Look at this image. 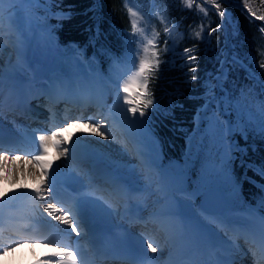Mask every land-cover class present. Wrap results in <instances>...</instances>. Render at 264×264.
<instances>
[{"label":"bare ground","instance_id":"bare-ground-1","mask_svg":"<svg viewBox=\"0 0 264 264\" xmlns=\"http://www.w3.org/2000/svg\"><path fill=\"white\" fill-rule=\"evenodd\" d=\"M14 5L8 3L7 0L0 4V17H2L0 19V30L6 31L0 32V51L2 50L0 68L4 67L0 72V126H7L4 132L8 136L29 137L32 139L36 134L33 133L35 131H30L29 127L32 126L33 129L38 131V134H47L54 130V126L62 124V122L58 119L59 124L57 125L38 123L37 120H35V123L32 121L20 123L19 120H16L17 117L12 116L13 111H9L8 115H5V109L18 108L29 95L42 94L48 90L53 91L56 95L64 91L79 93L83 88L90 89L93 93L97 82L92 75H76V69L79 70V67L74 69L72 64H65L56 71L46 68L38 73H28L27 63L31 62L30 68L36 71L40 61L33 58L34 49L32 43L29 42V32L26 30L28 22L25 19H23V23L16 21L21 10L20 8L11 10ZM5 34H10L11 45L14 47L11 52L5 50L6 45L3 44ZM33 44H35L34 41ZM103 84L102 82L101 89L107 88L109 90L104 92L102 98L106 100L107 108L110 107V98L113 107L106 111L103 115L105 118L102 120L114 119L125 123L124 127L129 134L128 139L130 142L124 146L119 138L112 135L108 127V125L112 126L110 123L100 124L102 125L101 130L106 133V138L91 134L90 124H99L97 121L87 122L77 119L75 122L68 123V130L64 133V136L79 133V138L73 136L72 144H65L60 149L52 148L54 150L53 156L46 157V159L51 160L62 152L63 147L69 148L68 155L66 157L62 156L60 160L55 161L53 164V166H56L55 183L58 180L77 181L81 188H84L82 193L86 194L82 199L86 201L87 207L93 210V215L89 217H95L94 219H97L99 224L103 225L102 227H100L101 225L95 226L94 229L101 230V234H106V229L110 230L112 236L115 235V243L123 242L125 231L126 233L130 230L135 232L139 229L136 232L138 233L137 237L141 249L146 253V257L139 259L140 264H147V262H151V264H232L236 256L234 248L239 246L235 235H225L227 232L223 230L224 226H221L223 223L214 217L209 218L208 221H203L198 217H189L181 212L180 204L174 201V194H176L175 189H178L177 192H184L186 183L184 175H177L174 171L169 170L165 173L168 185L163 186L161 183H154L159 177V173L156 172L158 166L155 164V156L158 152L156 149L153 150V144L155 145V143L149 137L152 134L147 128L149 124L139 125L140 121L138 123H128V120H126L129 119L128 115L122 111L124 103L120 94L118 99V90L116 88L110 89ZM91 97L92 95H90ZM67 107L63 108L64 113L71 112ZM29 110L31 111V109ZM81 129L83 130L82 133L80 132ZM87 129L90 130V134L94 138H92V142L80 138L81 136L85 138L88 136L84 132ZM98 138L109 142L111 145L104 146V144L95 142L94 140ZM29 145H31L29 148L31 152L36 151L38 148V143L37 145L36 143H29ZM73 147L75 151L72 150ZM29 149L25 146L21 147L23 152ZM148 154H152V157L149 158ZM13 156L18 158L12 159ZM8 157L5 160L3 154H0V165H2L0 177H6V179L0 180V197H3V199H0V245L3 244L0 249H8L0 254V264H34V261L50 252L52 248L57 247L61 239L55 235H43L34 238L40 241L26 242L21 234L4 235L5 237H3L2 232L5 228L29 217L31 219L40 218L44 226L60 229L61 232L75 233L71 232L68 226L48 217L47 213L43 212L44 201L38 200L33 193L28 191L37 182L30 174L38 167L32 161L31 156L8 155ZM75 157H77L78 162L82 159L84 161H90L91 159L95 169H91L93 166L87 169V165L82 162L79 165H73L71 160ZM87 157L90 159H87ZM144 158L148 159L149 162H144ZM9 163H11V166L8 165ZM59 166L66 170L65 175L58 171ZM134 171L136 176H134ZM103 173L105 175L107 173L116 175L114 188L107 189L111 193L110 196H112L110 199L103 196H100V199L96 196V190L90 189L91 181L98 180L99 175ZM133 178H137L138 183L132 180ZM51 180L52 177L49 176V187H51ZM8 181L10 184L6 183ZM153 183L155 188H153ZM23 185H27L28 189L23 188ZM46 185L43 194L48 197L49 190ZM17 189H19L18 192L13 191ZM5 192L9 193L8 197H4ZM156 194L158 196H155ZM169 199L173 202L170 205L163 206L162 203L167 204ZM47 202H50V200H47ZM119 202L122 204L121 208H119ZM125 217L126 219L121 221ZM129 217H131L130 226H128ZM139 219H144L148 226H152L151 223H158V225L156 228L152 227L151 229H147L141 223L133 225L132 222ZM210 223L213 225H210ZM245 228L255 233L257 241L264 245V241L261 240L264 221L259 215H252L249 221L242 224L241 227L239 224L235 225V229L239 233L246 234ZM83 230L82 228L81 233ZM112 236L109 235L110 238ZM82 238V235L77 237L75 234L70 244L63 246L71 247L80 259L88 254L85 246L81 244ZM149 240L153 241V246L158 247L160 251L151 253L147 250L146 242ZM136 241V239L128 236V243L135 245ZM214 248H216V253L212 252ZM141 255L144 254L140 253ZM115 264H117V261Z\"/></svg>","mask_w":264,"mask_h":264},{"label":"rangeland","instance_id":"rangeland-1","mask_svg":"<svg viewBox=\"0 0 264 264\" xmlns=\"http://www.w3.org/2000/svg\"><path fill=\"white\" fill-rule=\"evenodd\" d=\"M150 1V0H149ZM224 1L229 0H217L218 3L221 4L222 8L225 9L228 13L231 14L232 17V23L228 24L227 21H223L225 24L224 27L219 29L218 31L221 32L220 34L217 32L213 33L210 40L206 38V33L210 31L211 28L216 27L217 24H221L222 20L217 15V12L214 9V6L207 3V0H194L193 6L189 9L188 14H190L193 18L192 24L188 28V33L184 35L185 32L181 27V22L178 23H172L174 17L172 15V12L170 11V3L168 0H154L155 6L152 7L149 5L148 0H136V5H133V3L129 2L127 4V7H134L136 9H139L138 11L141 12V15L144 17L142 21H140V27L145 29V34L148 36V38H151L152 35V29L154 28L156 32L159 33V36L156 39V45L160 49L164 48V41H168L169 47H172L173 41H175V52L177 53L176 56H173L171 52L169 53H163L161 51V56L165 55L164 59H161L162 61H167L168 63L177 64L178 65V59L179 54L182 53V50L186 48L185 46L181 47V43H184L191 38L197 37L195 35L196 32L201 31V28L203 27V32L201 34L202 38L201 42L205 41L207 47H210L213 52L217 53V59L219 60V63L221 61H227L226 67L228 68V73L225 79V85L224 81H222V87L224 85V90L219 91V87L215 89L214 95L216 97H224L227 101H229L228 104L223 105L221 107H217V105L220 104V100L217 99L216 101H213L209 103L211 100V96L208 95L206 104H207V110H205V106L203 105L198 114H196V120H195V128L192 132L187 136L188 141V148H187V155L188 159L194 156V165H193V171H197L199 176H195V187H192L188 191L184 192H177L178 189H175L174 194V201H177L181 206V212L187 214V216L191 217H198L199 219L203 221H208L209 218L214 217L216 220L226 221L224 219V216L227 215L230 211H232L231 215L233 217H237L242 210H239L238 207L244 206L245 199L243 198V193L241 191L240 187V180L235 178L234 174L231 173L232 166L230 163L226 162L225 160V149L230 143L231 140L235 139L240 143L242 147L247 146L242 144L237 138V134L233 135L231 132L228 131V128L230 125H234L235 122L239 119L241 123L244 124L246 129H253L256 127V125L259 123V120L261 118V112L264 110V86H261L260 81H264V69H261L258 65L261 62H264V33L260 36H254L253 39H249L248 43L246 45L245 39L242 37L238 23V17L233 15L231 10L223 7ZM236 1V0H232ZM230 1V2H232ZM176 2L179 4V6H182V8H187L185 6L184 0H176ZM18 3V5H17ZM15 6L16 8H20V13L18 14V18H16V21L18 23L22 22L23 19L26 20L28 28L26 30L29 32V42L33 45V58H36L37 60H44L43 57V50L40 48L39 43V36L44 31L43 25L48 24L51 28L54 26V20L55 19H61L64 17H67L70 15V12H67L65 10L60 9L53 3V0H40L39 4L34 3H26V2H17ZM126 3V1H125ZM252 7L255 10H261L260 12L264 15V0H251ZM235 4V3H232ZM55 5V7H54ZM14 7L11 8L13 10ZM100 5H95L96 9ZM178 6V5H177ZM203 6V8L206 10L207 14L205 15L204 11H201L200 7ZM144 9V10H143ZM22 15V16H21ZM258 15V14H257ZM258 15V16H259ZM163 16L164 19L161 21L160 17ZM185 18H187L185 14ZM54 19V20H53ZM255 19V18H252ZM258 20V19H255ZM264 22V21H262ZM43 24V25H42ZM4 25V24H3ZM263 27V25H261ZM260 27V25H259ZM94 34L97 30L100 29L99 25L97 24L96 27H94ZM165 28L170 29L169 32L165 35V40L163 41V44H161V39H163L162 35L165 33ZM261 29V27H260ZM92 30V31H93ZM0 32H6L1 31ZM38 32V33H37ZM132 29H130L129 32H127L124 36L123 44L124 48L122 49L123 54L126 56V63L120 62L119 57H116L115 54H113V58L110 60V62L113 64L110 67V72L106 71L105 78L102 77V81L105 85L109 87L110 89L116 88L119 89V85L122 83L124 79L127 78L128 75H130L134 70V60L133 56L135 55V52H133L131 55L129 54V45L126 43V40L128 39V36L131 34ZM11 34V32H9ZM10 34H5V37L3 42L5 46V50L9 52L12 51L14 48L11 45V38L9 37ZM46 34V35H50ZM95 34V35H96ZM139 34H136V37H138ZM169 38H168V37ZM185 36V37H184ZM136 37H133L134 40H136ZM182 42L178 41V39L183 38ZM204 38V39H203ZM95 39V38H94ZM171 39V41H170ZM225 42H221V40ZM13 41V40H12ZM33 41L35 44H33ZM242 42L247 46L243 47ZM225 43V44H223ZM204 44V42H203ZM2 47V45H1ZM7 47V48H6ZM73 49L72 52L68 56H64L50 64H39L37 67V70L34 71L30 68L31 62H28V73H38L42 69H50L51 71L59 70L63 65L65 64H72V68L76 69L79 67V70L76 69L75 74L83 75L84 73L90 74L88 72V67L93 66V58H88L84 56L83 52L78 49V45L72 43L70 46H68ZM139 47L138 42H134L131 44L132 49H137ZM192 54H196L194 52V48ZM2 53V50L0 51V54ZM122 56V55H119ZM233 58L238 59L241 63H234ZM0 59L2 57L0 56ZM175 61L173 63L172 61ZM33 61V60H32ZM95 61V60H94ZM243 65V66H242ZM4 68V67H3ZM3 68H0V72ZM220 68V66H219ZM242 69V70H240ZM247 69V71H246ZM99 70V69H98ZM249 72L254 73L257 76V79H252L249 76ZM220 74L217 72L218 75ZM231 74V77L229 79V75ZM215 75H211V77H214ZM95 77H98V72L95 73ZM105 80V81H104ZM210 82L214 79L207 78L206 81L203 80V83H206L207 81ZM175 84V82H172ZM181 83V82H179ZM109 90V89H108ZM122 97V93H119ZM115 99V97H114ZM172 97H169V100H171ZM110 107L111 109L113 107L112 100H110ZM205 104V105H206ZM127 105H123L122 111L128 115V118L132 121L135 120L136 123L137 119L136 117H132L130 113H127ZM161 107V106H160ZM155 110L154 108H150L148 112L146 113V116L143 118L149 122V128L155 129L157 121L155 118L158 119V121L161 119V115L163 117V114L161 113L162 109ZM224 108H227L228 115H224L223 111ZM211 109V110H209ZM210 111V113H209ZM124 114V115H125ZM126 116V115H125ZM139 116V113H137V117ZM219 117L220 121H223L224 123L222 125L215 123V118ZM136 118V119H135ZM203 119H205V129L204 123H202ZM139 125H144V123H138ZM204 129V134L202 135V130ZM85 134L88 136L85 138L84 136H81L80 138H83L85 140H92L94 139L92 135L90 134V130L87 129L84 131ZM152 138L153 143V150L156 149L158 154H156V160L155 164L160 163L161 157H162V150L159 146L157 138L152 134L149 136ZM93 138V139H92ZM95 142H99L101 144H104V146L111 145L109 142L102 140L101 138L95 139ZM198 142V143H197ZM248 142L250 144H255L256 146L261 145L264 147V139L260 137L259 134L253 133L252 131H249L248 133ZM197 146V151L195 153V148ZM249 149V147L247 146ZM257 153L262 152L261 148H258L255 150ZM193 153V155H191ZM195 153V155H194ZM151 158L152 154H148ZM237 158V160H241V154L239 152L234 153ZM248 150L245 155H243L242 159L246 165L252 164L253 167L258 166L262 163H264V159L259 162V164H254L255 162L248 159ZM192 159V163H193ZM144 162L148 163L149 160L144 158ZM8 165L11 166V163ZM245 165V168H248ZM182 166L187 167V159L186 164H183ZM184 167L180 169H159L157 168L156 172H158L159 177H157V181H154V183H161L163 186L168 185L166 183V172L169 170L171 172L179 171L180 173H176L177 175H186L185 173L182 174L184 171ZM173 168V167H172ZM134 176H136L135 171L133 172ZM137 179V178H136ZM135 178L132 180L136 181ZM185 182L187 183V179L185 176ZM7 184H10V182H6ZM138 183V182H137ZM153 185V188H155ZM185 183V185H186ZM194 183V181H193ZM172 184V183H170ZM256 184L264 185V182L261 180H256ZM197 186V187H196ZM209 186L213 187H219L222 188L226 193V204L225 208L222 210L221 216H215L216 214H211L206 212L202 207L200 206V202H198V195L204 190H206ZM47 188V185H46ZM251 197L253 199H256L257 203L261 205V196L264 198L263 192L261 190H256L254 188H251ZM255 193H258L256 196ZM155 196H158L157 194ZM173 201L169 199L167 204L170 205ZM250 204V203H249ZM253 204V203H252ZM250 204V205H252ZM178 205V204H177ZM175 205V206H177ZM161 206V205H158ZM174 206V207H175ZM231 207L236 208L235 210H231ZM229 211V212H228ZM245 213V212H244ZM226 218V217H225ZM210 225H213L210 223ZM3 264V263H2Z\"/></svg>","mask_w":264,"mask_h":264},{"label":"snow or ice","instance_id":"snow-or-ice-1","mask_svg":"<svg viewBox=\"0 0 264 264\" xmlns=\"http://www.w3.org/2000/svg\"><path fill=\"white\" fill-rule=\"evenodd\" d=\"M4 2L5 0H0V4H3ZM7 2L10 4H15L17 2L39 4L40 0H7ZM45 2H47V0H45ZM129 2L135 3L136 0H126V6ZM240 2L242 3L243 8L246 9L245 15L248 16L249 19L255 18L260 21H264V15L258 16L257 12L253 10L251 0H240ZM184 3L187 8H191L193 6L194 0H184ZM207 3L214 6L217 15L222 20L221 24H217L216 27L211 28L210 31L206 33V38L210 40L213 33L225 26L223 21L226 20L228 24L232 23V17L230 13L222 8L221 4L218 3L217 0H207ZM198 7H200L201 11L205 12V15L207 14L203 6ZM127 13L130 18L132 32L128 36L126 43L129 45V54L131 55L133 52H135V55L133 56L135 70L119 85L118 99L119 93H122L123 103L128 106L126 109L127 113H130L132 117L140 119L144 118L148 110L153 108L155 104L153 93L149 88L150 80L155 73L159 72L161 64L168 62L162 61L160 59L161 51L156 45V39L159 36V33L153 28L151 38H148V36L145 34V29L140 27V21L144 19V17L141 15V12L134 7H127ZM9 18L11 19V17ZM0 19H2V17H0ZM160 19L163 21L164 17L161 16ZM260 30L262 33H264V27H262ZM169 31L170 29L165 28V32ZM203 31L204 30L202 27L201 31L196 32L195 35L197 37H201ZM136 34H139V36L136 37ZM133 37H136V40H134ZM134 42L139 43V47L137 49L131 48V44ZM163 52H171L173 56H176L177 53L175 52V41H173L171 48L169 47L168 41H164ZM192 53V48H184L182 53L179 54V58L183 61V63L180 64V67L182 69H186L184 74L187 77L189 83L197 79V76L193 75V73L197 72V62L199 61V56ZM172 62L175 63L174 60ZM233 62L241 63L236 58H233ZM226 63L227 61H221L220 68L218 69L220 74L210 77V79H215L217 82L216 84L211 83L210 80L205 83L206 93L211 96L209 103L216 101L217 99L220 100V104L217 105V107H221L229 103V101H227L224 97L218 98L214 95L216 88L220 87L222 90V81L226 78L228 73V68L225 66ZM258 66L261 69H264V62H261ZM249 76L254 80L257 79V76L252 72H249ZM260 83L261 86H264V81H260ZM158 109L159 105H156L154 111ZM205 110H207V104L205 105ZM223 112L224 115H228L227 108H224ZM137 113H139V117H137ZM140 122L144 123V120L140 119ZM215 123L222 125L224 122L220 121L219 117H216ZM68 126V124H65L63 127H57L47 134H39L36 136L38 148L34 154H31V159L38 167L37 170L32 171L30 174L37 182L32 186L31 189H28L27 185H23L22 187L33 193L38 200L44 201L43 212L47 213L48 217H51L53 220L68 226V229H70L71 232H74L77 237H79L81 235L83 226L87 223L88 209L86 201L82 199L78 205L69 208L67 211H63L60 207H57L56 203H48V197L43 194L44 186L49 184V176L52 177L51 186H55V176L50 171L53 167V164L55 161L60 160L62 156L66 157L69 153V148L63 147L62 152L49 160L46 159V157L49 156V149H60L65 144H72L73 136L79 138V133H73L72 136H64V133L68 130ZM90 127L92 129V135L106 138L105 131L101 130L102 125L90 124ZM228 131L233 135L239 134L241 139L245 141L246 145L249 131L259 134L260 137L264 139V110H262L261 118L255 128L246 129L244 124L238 119L234 125L229 126ZM80 132L82 133L83 130L81 129ZM72 150L75 151V148L73 147ZM247 150V146L242 147L235 139L231 140L224 153L226 162L231 163L234 161L237 157L233 154L239 152L241 154V166H245L242 157L247 153ZM0 154H3V158L5 160L9 158L7 154L3 152L2 133H0ZM17 158L18 157L16 156L12 157V159ZM246 166L253 168L252 164H248ZM0 170H2V165H0ZM253 170L255 171L256 175L264 179V163L255 166ZM3 179H6V177H0V180ZM259 187L261 191L264 192V185H259ZM13 191L18 192L19 189ZM8 196L9 193L5 192L4 197ZM0 199H3V197H0ZM260 203L262 206H264V198L261 199ZM261 240L264 241V230L261 232ZM146 248L151 253L160 251L158 247L153 246V241L151 240L146 242ZM7 250V248L0 249V254H3ZM34 264H82V262L77 253L73 251L71 247L66 246L52 248L50 252L45 253L43 257L34 261Z\"/></svg>","mask_w":264,"mask_h":264},{"label":"trees","instance_id":"trees-1","mask_svg":"<svg viewBox=\"0 0 264 264\" xmlns=\"http://www.w3.org/2000/svg\"><path fill=\"white\" fill-rule=\"evenodd\" d=\"M230 1L232 0L224 1L223 7L231 10L233 15L238 17L239 32L247 45L249 39L263 34L259 27L260 20L249 19L245 15L246 9L243 8L240 0ZM97 2L100 6L96 9ZM168 2L171 5L174 19L182 18L187 24L193 20L194 17L192 18L188 14V8H182L176 0H168ZM56 6L71 12L67 17L53 19L54 26L51 30L55 32V36L51 38V41L54 40L49 46V57L56 55L61 51L62 46L71 42H78L81 46H86L93 33L92 28L98 23L102 28L100 37L106 43L103 44V48H107V45L118 44L121 40V28L130 25V18L122 0H100V3L99 0H57ZM255 11L258 15L261 13V10ZM185 14L187 18H185ZM43 38V41L48 40V37L43 36ZM203 42L198 40L197 42H188V45L193 47L194 52L199 56L198 70L193 73L197 76L196 80L189 83L184 74L186 69H182L180 66L168 68V65L164 64L150 81V90L155 100L154 105L161 106L163 114L159 121L157 118L155 119L157 121L156 129L162 140L165 164L182 159L188 143L187 136L195 127L196 114L208 96L203 80L206 81L211 75L217 74L220 66L217 53L207 47L205 41ZM221 42L225 41L222 39ZM242 45L246 46L243 42ZM169 97L172 99L169 100Z\"/></svg>","mask_w":264,"mask_h":264},{"label":"water","instance_id":"water-1","mask_svg":"<svg viewBox=\"0 0 264 264\" xmlns=\"http://www.w3.org/2000/svg\"><path fill=\"white\" fill-rule=\"evenodd\" d=\"M223 203V192L219 189L211 188L205 193L202 206L209 212L216 213L223 207Z\"/></svg>","mask_w":264,"mask_h":264}]
</instances>
